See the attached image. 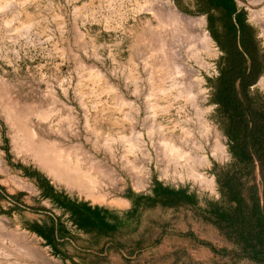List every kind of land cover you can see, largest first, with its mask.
Masks as SVG:
<instances>
[{"label": "rangeland", "instance_id": "obj_1", "mask_svg": "<svg viewBox=\"0 0 264 264\" xmlns=\"http://www.w3.org/2000/svg\"><path fill=\"white\" fill-rule=\"evenodd\" d=\"M234 1L261 109L264 0ZM224 35L201 0H0V264H258L209 214L234 162L214 103ZM46 152L62 153L53 174ZM81 174L95 187L80 192ZM157 182L196 203L130 217ZM61 201L119 231L83 233Z\"/></svg>", "mask_w": 264, "mask_h": 264}, {"label": "trees", "instance_id": "obj_2", "mask_svg": "<svg viewBox=\"0 0 264 264\" xmlns=\"http://www.w3.org/2000/svg\"><path fill=\"white\" fill-rule=\"evenodd\" d=\"M201 1L206 5L211 28L218 23L225 32L222 38H215L225 55L214 103L225 118L224 135L234 161L220 183L224 204L211 203L209 214L243 257L264 264V105L256 107L246 93L261 73L258 49L253 30L245 24L234 0ZM131 203L130 217L134 218L140 210L157 204L170 208L194 205L196 200L185 190L157 182L150 196L136 195ZM60 205L72 212L80 231L98 239L116 234L121 226V222H109L99 209L85 203L61 201Z\"/></svg>", "mask_w": 264, "mask_h": 264}, {"label": "bare ground", "instance_id": "obj_3", "mask_svg": "<svg viewBox=\"0 0 264 264\" xmlns=\"http://www.w3.org/2000/svg\"><path fill=\"white\" fill-rule=\"evenodd\" d=\"M207 41H210L209 39H206ZM262 83V82H261ZM25 138H27L26 140H28V138H30V137H28V136H26L25 135ZM29 147H31V146H29ZM45 148V147H44ZM169 149H171L170 151H173V150H175L174 148H172V147H169ZM35 150V149H34ZM176 151V150H175ZM45 152V151H44ZM181 152H180V154H179V157L181 156ZM53 154H49V152H46L45 153V157H44V160H46L47 162H48V164L49 165H47V169H48V171L49 172H51L52 174L53 173H55V171H54V168H53V164H52V162H51V160H52V158L53 159H61L62 157V153H58L57 155H55L54 157H51ZM37 157V156H36ZM44 160H42V161H44ZM78 184H80V192H82L81 191V189L84 187V184H86L87 186H89V187H91V188H94L95 186H94V183H93V181L92 180H89L88 179V177H86L84 174H81L80 175V181L78 182H75V185H78Z\"/></svg>", "mask_w": 264, "mask_h": 264}]
</instances>
